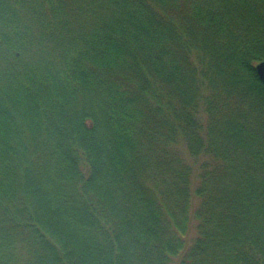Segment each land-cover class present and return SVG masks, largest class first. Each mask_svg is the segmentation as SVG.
<instances>
[{
  "label": "trees",
  "instance_id": "1",
  "mask_svg": "<svg viewBox=\"0 0 264 264\" xmlns=\"http://www.w3.org/2000/svg\"><path fill=\"white\" fill-rule=\"evenodd\" d=\"M260 61L264 0H0V264H264Z\"/></svg>",
  "mask_w": 264,
  "mask_h": 264
},
{
  "label": "rangeland",
  "instance_id": "2",
  "mask_svg": "<svg viewBox=\"0 0 264 264\" xmlns=\"http://www.w3.org/2000/svg\"><path fill=\"white\" fill-rule=\"evenodd\" d=\"M179 147L181 148L182 150V155L185 157V159L190 162V164L193 166V184L195 185L196 182H197V178H196V174H197V163H194L193 159L189 158V156L187 155L184 147H182L181 145H179ZM196 205L195 203V200L193 201V207ZM194 221L191 220L189 222V228H188V234L186 236V239L188 240V242L191 240V237L194 235V229H193V226H194ZM173 264H177V258H175L173 260Z\"/></svg>",
  "mask_w": 264,
  "mask_h": 264
},
{
  "label": "water",
  "instance_id": "3",
  "mask_svg": "<svg viewBox=\"0 0 264 264\" xmlns=\"http://www.w3.org/2000/svg\"><path fill=\"white\" fill-rule=\"evenodd\" d=\"M255 72L260 79V81L264 84V61H260L254 65Z\"/></svg>",
  "mask_w": 264,
  "mask_h": 264
}]
</instances>
